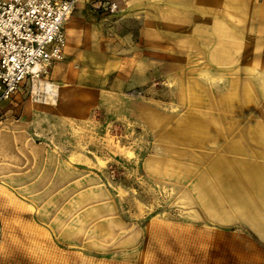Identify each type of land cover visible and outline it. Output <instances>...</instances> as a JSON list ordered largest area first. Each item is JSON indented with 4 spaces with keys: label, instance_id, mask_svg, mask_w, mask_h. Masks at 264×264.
Masks as SVG:
<instances>
[{
    "label": "rangeland",
    "instance_id": "obj_1",
    "mask_svg": "<svg viewBox=\"0 0 264 264\" xmlns=\"http://www.w3.org/2000/svg\"><path fill=\"white\" fill-rule=\"evenodd\" d=\"M117 1L77 0L64 58L11 97L7 116L43 149L11 155L32 194L21 173L2 181L0 264H264L263 198L212 169L246 162L248 118H264L240 90L264 67L262 0L223 27L163 0Z\"/></svg>",
    "mask_w": 264,
    "mask_h": 264
},
{
    "label": "crops",
    "instance_id": "obj_2",
    "mask_svg": "<svg viewBox=\"0 0 264 264\" xmlns=\"http://www.w3.org/2000/svg\"><path fill=\"white\" fill-rule=\"evenodd\" d=\"M152 1L161 2L162 0ZM242 1L244 0H163V2L167 5L168 11L176 9L182 10L184 12H191L193 18H191L190 20L198 21L195 24V26L197 27H223L224 22L229 21V19L225 20L223 18V13H234L243 10L244 6H242ZM86 2L89 6H91L90 0H86ZM261 3L262 5L259 7L260 10L257 7L256 9L254 8V12L260 11L261 13H264V0H262ZM179 6H183V8H180ZM253 20L254 19H251L250 23H248L247 26H252ZM226 25L237 26L232 23ZM65 34L67 41L66 30ZM67 43L68 42H66V45ZM261 69L263 73L261 71L259 72V74L256 75L259 76V78L254 77L253 81L250 79L247 85H244L245 87H242L240 89L242 91L247 90L249 92V108H252L254 106L253 103L256 102L257 98L258 100H264V67ZM255 81H257L258 84ZM234 83V81L229 83V88L227 90H230L232 88L233 91L236 90L233 87ZM232 90L228 92L227 100H232ZM11 104L12 98H10L1 105L2 117L0 119V197L2 193H6V191L2 188H8L9 186L3 185L2 181H6V179L9 178L15 179V174L21 173L18 172V170L16 169L18 168L17 164H19V161L17 163L16 158L11 157V155L20 154L22 156L27 155V157H30V155H32L31 152L33 149L38 148L39 146L40 149L42 148L41 145L36 146L35 144H33L30 132L27 131V125L22 124V122L13 123L10 117L7 116L9 113L13 112V110L11 109L14 107V105ZM249 113H251V111ZM248 120V123L250 125V132L249 137L247 139V161H235L234 159L229 158L228 156L222 155V162H220V167H218L217 164H214L212 166V169L217 170L221 168L220 171L222 170L227 172H237L238 174H235L233 178L236 180V177L239 176L242 180L245 179L246 181H248V188L250 193L252 194L253 191L255 199L260 200V198H263L264 202V121H262L264 120V118L254 117L250 115ZM184 124L185 126H188L190 125V122L185 121ZM217 157H219V155L216 156V158ZM30 162L31 159H26L24 157V159L21 160V167L23 168L26 164H29ZM27 169L28 168L23 170L24 174L21 173L19 175V178H22V180L23 176H26L25 171H27ZM25 178L26 179L24 181L20 182V188L23 187V190L21 192L24 195H31L32 192L30 190L28 191V193L25 191L27 176ZM236 186L239 188L243 187L238 184H236ZM260 194L262 195L259 196ZM3 210H5V208L2 207L0 198V212ZM255 230L259 235H264V227L263 231H261L259 228Z\"/></svg>",
    "mask_w": 264,
    "mask_h": 264
},
{
    "label": "built area",
    "instance_id": "obj_3",
    "mask_svg": "<svg viewBox=\"0 0 264 264\" xmlns=\"http://www.w3.org/2000/svg\"><path fill=\"white\" fill-rule=\"evenodd\" d=\"M77 0H0L1 105L25 81L47 73L65 55L64 23ZM99 10L113 12L117 0H90Z\"/></svg>",
    "mask_w": 264,
    "mask_h": 264
},
{
    "label": "bare ground",
    "instance_id": "obj_4",
    "mask_svg": "<svg viewBox=\"0 0 264 264\" xmlns=\"http://www.w3.org/2000/svg\"><path fill=\"white\" fill-rule=\"evenodd\" d=\"M42 89H45V91L48 92V91H50V90L52 89V85H51L50 83H47V82H46V83H43V84H42ZM52 91H53V90H52ZM52 91H51V92H52ZM51 92H50V93H51Z\"/></svg>",
    "mask_w": 264,
    "mask_h": 264
}]
</instances>
